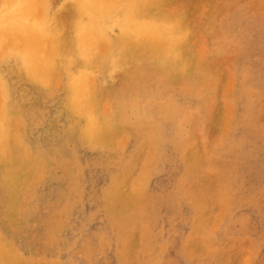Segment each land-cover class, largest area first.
<instances>
[{"label":"rangeland","instance_id":"rangeland-1","mask_svg":"<svg viewBox=\"0 0 264 264\" xmlns=\"http://www.w3.org/2000/svg\"><path fill=\"white\" fill-rule=\"evenodd\" d=\"M228 4L216 24L217 34L202 39V42L197 45L191 42L185 46L186 50L189 48V51L185 52L186 55L198 58L195 59L194 65L198 66L199 64L202 69L193 81L198 91L203 87L201 92L193 89H176L169 83L168 85L167 80L162 76L159 77L162 79H160L161 82L148 81V83L139 85V88L136 87L138 84L134 86L131 83L132 79L125 81L122 80L123 78L118 80L115 77L107 76L108 79L106 78L103 84V96L100 98L90 96L94 103V110L103 114L104 118H111L119 126V130L114 133V136L117 137H114L115 144L111 143L106 147L89 144L87 137L75 126L76 120L69 117L63 107L65 93L62 90L54 91V93L30 90L28 99L23 100L19 105L21 113L18 122L12 120V133H16L17 136L14 144L18 145L17 141H19V144L26 149V161L39 170L31 179L32 186L29 190L33 192L28 190L23 194L15 212L18 218L14 220L11 213L8 216L2 214L1 184L3 175L0 168V219L2 218L0 220V264H197V262L198 264H264V0L258 2L232 0ZM168 11L176 13L174 7H168ZM223 16L225 20L222 18ZM150 43L153 44L151 47L156 50L167 49L170 51L174 49V46L168 42L154 40ZM166 43L168 44L164 45ZM161 44L164 47H160ZM212 44L215 45V48ZM217 47L220 49H216ZM201 59H204V63L201 62ZM209 63L215 64V66H209ZM161 85L163 87H160ZM226 89L227 91H225ZM210 98L214 100H210ZM163 100L167 105L163 104ZM149 101L153 102L149 104ZM249 103L251 104L249 105ZM105 104L110 105L109 110ZM198 105L200 109L197 108ZM35 106L38 108L36 109ZM145 107L150 108L151 111ZM159 108L160 110H158ZM212 108L217 112V121L212 129H208L206 120ZM181 109L186 112H182ZM153 110L156 111L152 112ZM114 112L119 113L115 115ZM160 112L162 114L166 112V115H162ZM152 113L155 114L152 115ZM167 115L169 117H165ZM161 118L163 119L161 120ZM39 120L42 121L39 122ZM46 121H48V125ZM134 123L137 125L135 126ZM235 127L237 129H234ZM259 129L262 130L259 131ZM29 131H31L30 134ZM27 136L28 138H26ZM122 138L128 141H125L124 144ZM126 152L128 153L126 154ZM189 153L199 157L198 167L194 170L189 166L187 157ZM72 156L74 158H71ZM149 156L151 157L149 158ZM116 160L120 162L118 163ZM143 161H146V164ZM74 164L79 167L76 168ZM211 167L216 169L213 170ZM78 169L80 170L78 171ZM167 172L170 174L168 175ZM75 174L77 175L75 176ZM183 177L185 180L182 179ZM136 180H140L144 184L140 181H137L139 184H136ZM222 184L224 186H221ZM122 186L128 188L135 199L127 219L114 216L109 206L111 197L122 193L123 189L120 188ZM217 189L219 190L217 191ZM103 192H105L104 195ZM27 195L28 199H26ZM73 198L76 203L72 201ZM97 210L100 213H97ZM144 214L146 215L144 216ZM59 218H61L60 221H58ZM2 227L7 229L4 230ZM144 230L146 231L144 232ZM256 238H260V241ZM114 243L116 244L114 245ZM97 246L99 247L97 248ZM116 247L117 249H115ZM16 251L18 252L16 253ZM82 259L84 260L82 261Z\"/></svg>","mask_w":264,"mask_h":264},{"label":"bare ground","instance_id":"bare-ground-1","mask_svg":"<svg viewBox=\"0 0 264 264\" xmlns=\"http://www.w3.org/2000/svg\"><path fill=\"white\" fill-rule=\"evenodd\" d=\"M232 0H0V168L2 179V214L15 215L20 199L31 186L39 168L26 161L27 151L14 144L12 122H18L20 103L28 99L30 90L53 92L62 90V104L75 126L87 137L89 144L106 147L115 144L114 133L119 126L94 110L90 96H103L107 76L130 80L136 86L148 81H160L162 76L176 89H193V81L202 71L194 65L193 55H186L188 43L199 44L202 39L217 34V22ZM254 1L259 0H238ZM243 4V3H242ZM240 5V4H239ZM244 5V4H243ZM245 6V5H244ZM174 7L176 13L168 11ZM237 8V7H236ZM244 9V8H243ZM241 9V10H243ZM237 10V9H236ZM240 11V10H239ZM238 11V12H239ZM237 12V11H236ZM241 12V11H240ZM245 12V11H244ZM243 12V13H244ZM227 14V13H226ZM232 14V13H231ZM252 14V13H251ZM245 15V14H243ZM254 15V14H253ZM233 16V15H232ZM242 16V15H241ZM224 19V16L222 17ZM226 18V17H225ZM258 18V17H257ZM225 20V19H224ZM223 20V21H224ZM229 20V19H228ZM262 20V19H261ZM222 21V20H221ZM225 22V21H224ZM219 28V27H218ZM238 28V27H237ZM255 28V27H254ZM164 41L174 49H154L150 41ZM212 40V39H211ZM213 41V40H212ZM215 41V40H214ZM211 42V41H210ZM218 42V40H217ZM215 42V43H217ZM168 43L164 44L167 45ZM218 44V43H217ZM222 44V42H221ZM226 44V43H225ZM213 45V44H212ZM219 45V44H218ZM216 45V46H218ZM156 46V45H155ZM154 46V47H155ZM158 46V45H157ZM160 47H164L159 45ZM215 48V45H213ZM166 47V46H165ZM201 47V46H200ZM235 47V46H234ZM4 50L2 51V49ZM208 48V47H207ZM191 49V48H190ZM218 49V47L216 48ZM220 49V48H219ZM218 49V50H219ZM236 49V48H235ZM234 49V50H235ZM186 50V51H185ZM199 51H201L198 48ZM214 50V49H213ZM212 50V51H213ZM207 51V50H206ZM207 53V52H206ZM212 53V52H211ZM217 53V52H216ZM241 53V52H240ZM242 54V53H241ZM244 54V52H243ZM234 59V58H233ZM203 60V61H202ZM199 61V60H198ZM232 61V60H231ZM230 61V62H231ZM204 63V59H201ZM208 64V63H206ZM210 64V63H209ZM231 64V63H230ZM209 66L214 67L215 64ZM232 67V66H231ZM233 72V71H232ZM231 74V73H230ZM233 74V73H232ZM240 75V73H238ZM264 74V73H263ZM242 76V75H241ZM249 76V75H248ZM234 77V74H233ZM246 77V76H244ZM159 78V79H158ZM241 78V77H240ZM239 78V79H240ZM108 79V78H107ZM158 79V80H157ZM162 80V79H161ZM252 80V78H251ZM264 80V78H263ZM63 81V83H61ZM111 81V80H110ZM122 81V82H125ZM237 81V80H236ZM241 81V80H240ZM129 82V81H128ZM161 82V81H160ZM228 82V80H227ZM242 82V81H241ZM163 83V82H162ZM208 83V82H207ZM229 83V82H228ZM235 83V82H234ZM168 84V85H169ZM243 84V83H242ZM130 85V84H128ZM163 85V84H162ZM160 87H163V86ZM198 85V83H197ZM214 85V84H213ZM228 85V84H227ZM127 86V84H126ZM132 86V85H130ZM129 86V88H130ZM199 86V85H198ZM208 86V85H207ZM233 86V85H232ZM244 86V84H243ZM242 86V88H243ZM133 87V86H132ZM135 89L137 90V88ZM206 87V85H205ZM249 87V86H247ZM147 88V87H146ZM167 88V87H166ZM171 88V87H168ZM209 88V87H208ZM211 88V87H210ZM214 88V87H212ZM233 88V87H232ZM237 88V87H236ZM234 88V89H236ZM127 89V88H126ZM164 89V88H163ZM215 89V88H214ZM213 89V90H214ZM247 89V88H245ZM119 90V89H118ZM201 90V89H200ZM199 90V91H200ZM203 90V87H202ZM201 90V91H202ZM211 90V89H209ZM207 90V91H209ZM243 90V89H242ZM121 91H123L121 89ZM198 91V92H199ZM200 91V92H201ZM227 91V89L225 90ZM39 92V91H38ZM163 92V91H162ZM197 92V93H198ZM52 93V95H53ZM120 94V92L118 91ZM161 93V91H160ZM165 93V92H163ZM174 93V92H172ZM189 93V92H188ZM186 93V94H188ZM245 93V92H244ZM243 93V94H244ZM59 94V93H58ZM185 94V93H182ZM203 94V93H201ZM206 94V93H205ZM47 95V94H46ZM159 95V94H158ZM208 95V94H206ZM115 96V94H114ZM113 96V98H114ZM120 96V95H119ZM122 96V95H121ZM160 96V95H159ZM157 96V97H159ZM199 96V94H198ZM240 96V95H239ZM249 96V95H248ZM35 97H37L35 95ZM57 97V96H56ZM63 97V96H62ZM201 97V96H200ZM199 97V98H200ZM245 97V96H244ZM254 97V96H253ZM260 97V96H259ZM50 98V97H49ZM119 98V97H118ZM198 98V99H199ZM238 98V97H237ZM247 98V97H246ZM258 98V97H257ZM40 99V97H39ZM159 99V98H158ZM166 99V96H165ZM168 99V98H167ZM233 99V98H232ZM250 99V98H248ZM55 100V99H54ZM170 100V97H169ZM197 100V99H196ZM200 100V99H199ZM210 100H214L210 98ZM235 100V99H233ZM247 100V99H246ZM252 100V99H251ZM250 100V101H251ZM38 101V100H37ZM56 101V100H55ZM28 102V101H27ZM31 102V101H30ZM29 102V103H30ZM49 102V101H48ZM106 102V101H105ZM123 102V101H122ZM140 102V101H139ZM147 102V101H146ZM151 104L153 101H149ZM164 102V100H163ZM168 102V101H167ZM171 102V101H170ZM196 102V101H195ZM199 102V101H197ZM233 102V101H232ZM237 102V101H235ZM246 102V101H245ZM24 103V102H23ZM44 103V102H43ZM51 103H53L51 101ZM115 103V102H113ZM120 103V102H119ZM126 103V102H125ZM159 103V102H158ZM173 103V102H172ZM231 103V102H230ZM60 104V102H59ZM108 104V103H107ZM107 104H105L107 106ZM112 104V103H111ZM116 104V103H115ZM122 104V103H121ZM148 104V103H147ZM164 105L165 102L163 103ZM202 104V103H201ZM204 104V102H203ZM203 104L201 106H203ZM251 103H249L250 105ZM104 105V107H105ZM134 105V104H133ZM146 105V103H145ZM161 105V104H160ZM170 105V104H169ZM187 105V104H186ZM197 105V104H196ZM226 105V104H224ZM233 105V104H232ZM238 105V104H237ZM108 105V110H109ZM114 106V105H113ZM117 106V104H116ZM147 106V105H146ZM150 106V105H149ZM182 106V105H181ZM193 106V105H192ZM205 106V104H204ZM234 106V105H233ZM252 106V105H251ZM36 109L38 106H35ZM40 107V106H39ZM43 107V104H42ZM115 107V106H114ZM151 107V106H150ZM197 107V106H195ZM29 108V107H28ZM45 108V106H44ZM43 108V109H44ZM51 108V107H50ZM55 108V107H54ZM96 108V105H95ZM148 109V107H145ZM170 108V107H169ZM199 105H198V107ZM204 108V107H203ZM252 108V107H251ZM34 109V108H33ZM42 109V108H41ZM120 109V108H118ZM126 109V108H125ZM236 109V108H235ZM243 109V108H242ZM241 109V110H242ZM257 109V108H256ZM45 110V109H44ZM49 110V109H48ZM54 110V109H53ZM52 110V112H53ZM104 110V109H103ZM102 110V111H103ZM113 110V108H112ZM142 110V109H141ZM146 110V109H145ZM149 111L150 108L148 109ZM157 110V108H156ZM155 110V111H156ZM160 110V108L158 109ZM186 110V109H185ZM246 110V109H245ZM248 110V108H247ZM37 111V110H36ZM47 111V110H46ZM45 111V112H46ZM50 111V110H49ZM60 111V110H58ZM63 111V110H62ZM111 111V107H110ZM119 111V110H118ZM121 111V110H120ZM119 111V112H120ZM154 110L152 112H155ZM171 111V109H170ZM182 112H186L181 109ZM204 111V109H203ZM226 111V110H225ZM244 111V109H243ZM27 112V110H26ZM25 112V113H26ZM31 112V111H30ZM117 112V113H119ZM141 112V111H137ZM146 112V111H145ZM148 112V111H147ZM146 112V113H147ZM162 112V111H161ZM160 112V113H161ZM180 112V110H179ZM197 112V111H196ZM237 112V111H236ZM235 112V113H236ZM242 112V111H241ZM256 112V110H255ZM24 113V114H25ZM33 113V112H32ZM37 113V112H34ZM43 113V112H42ZM104 113V112H103ZM106 113V111H105ZM111 113V112H110ZM115 113V112H114ZM115 113V115L117 114ZM125 113V112H123ZM142 113V112H141ZM157 113V112H156ZM199 113V112H198ZM230 113V112H229ZM232 113V112H231ZM243 113V112H242ZM252 113V112H251ZM65 113V117L67 116ZM155 113H152V115ZM162 114V113H161ZM160 114V115H161ZM166 115V112L163 113ZM162 114V115H163ZM176 114V111H175ZM184 114V113H183ZM42 115V114H41ZM59 115V114H57ZM61 115V114H60ZM59 115V116H60ZM111 115V114H110ZM120 115V114H119ZM149 115V114H148ZM151 115V116H152ZM157 115V114H156ZM158 115V116H160ZM170 115V113H169ZM188 115V114H187ZM192 115V114H191ZM232 115V114H231ZM240 115V114H238ZM243 115V114H242ZM22 116V115H21ZM122 116V115H120ZM124 116V115H123ZM130 116V115H129ZM132 116V115H131ZM175 116V115H174ZM200 116V115H199ZM27 117V116H26ZM33 116L31 115V118ZM44 117V115H43ZM50 117V116H49ZM47 117V118H49ZM58 117V116H57ZM155 117V116H154ZM165 117H169L168 115ZM190 117V114H189ZM226 117V116H225ZM243 117V116H242ZM251 117V116H250ZM22 118V117H21ZM30 118V119H31ZM39 118V115H38ZM56 118V115H55ZM59 118V117H58ZM118 118V117H117ZM128 118V117H125ZM132 118V117H131ZM135 120V116L133 117ZM142 118V117H141ZM140 118V119H141ZM144 118V117H143ZM182 118V117H181ZM227 118V117H226ZM239 118V117H238ZM67 119V118H66ZM65 119V120H66ZM152 119V118H151ZM163 118H161L162 120ZM242 119V118H241ZM249 119V118H248ZM13 120V121H12ZM23 120V119H22ZM44 120V119H43ZM55 120V119H54ZM122 120V119H121ZM127 120V119H126ZM133 120V119H132ZM139 120V119H138ZM137 120V121H138ZM145 120V119H144ZM240 120V119H239ZM42 121V120H41ZM39 120V122H41ZM56 121V120H55ZM117 121V120H116ZM120 121V120H119ZM136 121V120H135ZM148 121V120H147ZM146 121V122H147ZM152 121V120H151ZM167 121V120H165ZM181 121V120H180ZM207 128L217 121L212 108ZM48 121H46L47 123ZM132 122V121H129ZM140 122V121H139ZM197 122V121H196ZM248 123V121H246ZM21 123V122H20ZM61 124V122H59ZM58 123V124H59ZM74 123V122H73ZM126 123V122H124ZM123 123V124H124ZM136 123V122H135ZM134 123V125H135ZM138 123V122H137ZM152 123V122H151ZM15 124V123H14ZM57 124V125H58ZM70 124V123H69ZM128 124V122H127ZM181 124V123H180ZM197 124V123H196ZM230 124V123H229ZM249 124V123H248ZM44 125V124H43ZM42 125V126H43ZM48 125V123H47ZM68 125V124H67ZM130 125V124H129ZM137 125V124H136ZM135 125V126H136ZM142 125V124H141ZM140 125V128H141ZM148 125V124H147ZM158 125V124H157ZM232 125V124H230ZM245 125V124H244ZM50 126V125H49ZM74 126V127H75ZM139 126V125H138ZM235 126V125H234ZM157 126H155L156 128ZM180 127V126H179ZM184 127V126H183ZM197 127V126H196ZM249 127V126H248ZM261 127V126H260ZM26 128V127H25ZM57 128V127H56ZM63 128V126H62ZM76 128V131H77ZM139 128V127H138ZM139 128V129H140ZM182 128V127H180ZM22 129V128H21ZM31 129V128H30ZM67 129V128H66ZM72 129V128H71ZM70 129V130H71ZM137 129V127H136ZM133 129V130H136ZM158 129V128H156ZM234 129H237L235 127ZM255 129V128H254ZM264 129V126H263ZM60 130V129H59ZM180 130V129H179ZM199 130V129H198ZM250 130V129H249ZM262 130V129H261ZM259 129V131H261ZM51 131V130H50ZM63 131V130H62ZM69 131V130H68ZM154 131V130H153ZM201 131V130H200ZM31 131H29L30 134ZM48 132V131H47ZM73 132V131H72ZM229 132V131H228ZM252 132V131H251ZM57 133V132H56ZM62 133V132H61ZM80 133V132H79ZM153 133V132H152ZM151 133V135H152ZM178 133V132H177ZM200 133V132H199ZM227 133V132H226ZM261 133V132H260ZM259 133V134H260ZM264 133V132H263ZM25 134V132H24ZM63 134V133H62ZM74 134V133H73ZM176 134V133H175ZM183 134V133H182ZM181 134V135H182ZM39 135V132H38ZM149 135V134H148ZM226 135V134H225ZM243 135V133H242ZM251 135V134H250ZM255 135V134H254ZM257 135V133H256ZM32 136V135H31ZM79 136H81L79 134ZM125 136V135H123ZM264 136V134H263ZM22 137V136H21ZM68 137V136H67ZM72 137V136H71ZM129 137V136H127ZM153 137V136H152ZM170 137H172L170 135ZM222 137V136H221ZM28 138V136L26 137ZM38 138V137H37ZM43 138V137H42ZM117 138V137H115ZM166 138V137H165ZM234 138V137H233ZM240 138V137H239ZM258 138V137H257ZM262 138V137H261ZM22 139V138H21ZM45 139V138H44ZM53 139V138H52ZM66 139V138H65ZM124 140V138H122ZM129 139V138H126ZM242 139V138H241ZM249 139V138H248ZM259 139V138H258ZM24 140V139H23ZM43 140V139H42ZM118 140V139H117ZM165 140V139H163ZM162 140V141H163ZM203 140V138H202ZM232 140V139H231ZM235 140V138H234ZM256 140V139H255ZM119 141V140H118ZM125 141L124 140V144ZM157 141V140H156ZM155 141V142H156ZM167 141V140H166ZM173 141V140H172ZM252 141V140H251ZM260 141V139H259ZM21 142V141H20ZM26 142V141H25ZM117 142V141H116ZM122 142V141H121ZM122 142V143H123ZM174 142V141H173ZM219 142V139H218ZM223 142V141H222ZM255 142V141H254ZM33 143V142H32ZM78 143V142H77ZM135 143V142H134ZM220 143V142H219ZM29 144V143H27ZM35 144V143H34ZM46 144V143H45ZM66 144V142H65ZM71 144V143H70ZM82 144V143H79ZM123 144V145H124ZM129 144V143H128ZM132 144V143H131ZM170 144V143H169ZM229 144V143H228ZM254 144V143H253ZM69 145V144H68ZM72 145V144H71ZM84 145V144H83ZM82 145V146H83ZM127 145V144H126ZM136 146V145H135ZM220 146V145H219ZM237 146V145H236ZM240 146V145H239ZM35 147V146H34ZM51 147V146H50ZM172 147V146H171ZM216 147V146H215ZM28 148V147H27ZM30 148V146H29ZM36 148V147H35ZM53 148V147H52ZM73 148V146H71ZM89 148V147H88ZM95 148V147H94ZM93 148V149H94ZM123 148V147H122ZM149 148V147H148ZM237 148V147H236ZM131 149V148H130ZM129 149V150H130ZM31 150V149H30ZM34 150V148H33ZM182 150V149H181ZM92 151V150H91ZM100 151V150H99ZM124 151V150H122ZM135 151V150H134ZM35 152V151H34ZM55 152V151H54ZM108 152V151H107ZM176 152V151H174ZM38 153V152H37ZM128 152H126L127 154ZM131 151L129 152V154ZM230 153V152H229ZM40 154V153H38ZM54 154V153H53ZM103 154V153H102ZM128 154V155H129ZM81 155V154H80ZM110 155V154H109ZM42 156V155H38ZM57 156V155H56ZM132 156V155H131ZM100 157V156H99ZM145 157V156H144ZM151 156H149L150 158ZM192 170L198 167L195 154H188ZM35 158V157H34ZM47 158V157H44ZM71 158H74L73 156ZM120 158V157H119ZM130 158V157H129ZM180 158V157H179ZM197 158V159H196ZM112 160V158H110ZM128 159V158H127ZM146 159V158H145ZM201 159V157H200ZM221 159V158H220ZM224 159V158H223ZM44 160V159H43ZM74 160V159H73ZM110 160V161H111ZM118 160V159H117ZM116 160V161H117ZM131 160V158H130ZM129 160V161H130ZM150 160V159H149ZM235 160V158H234ZM241 160V159H240ZM100 161V160H99ZM113 161V160H112ZM115 161V162H116ZM224 161V160H223ZM242 161V160H241ZM52 162V161H51ZM71 162V161H69ZM78 162V161H77ZM106 162V161H105ZM118 162V161H117ZM120 162V161H119ZM118 162V163H119ZM124 162V161H123ZM144 163L146 161H143ZM166 162V161H165ZM169 162V161H167ZM174 162V161H173ZM229 162V161H228ZM48 163V162H47ZM64 163V162H63ZM67 163V162H66ZM79 163V162H78ZM86 163V162H85ZM94 163V162H93ZM126 163V162H124ZM230 163V162H229ZM235 163V162H234ZM49 164V163H48ZM105 164V163H104ZM104 164H101L104 166ZM121 164H123L121 162ZM143 163L141 162V165ZM146 164V163H145ZM170 164V163H169ZM44 165V164H42ZM75 165V164H74ZM237 165V164H236ZM239 165V164H238ZM243 165V164H242ZM262 165V164H261ZM260 165V166H261ZM76 168L78 165H75ZM111 166V165H110ZM120 166V165H119ZM179 166V165H178ZM232 166V165H231ZM258 166V165H257ZM55 167V166H54ZM53 167V168H54ZM79 167V166H78ZM147 167V166H145ZM248 167V166H247ZM256 167V165H254ZM65 168V167H64ZM70 168V167H69ZM118 168V167H117ZM144 168V167H143ZM168 168V167H167ZM173 168V167H172ZM210 168V167H209ZM212 168V167H211ZM46 169V167H45ZM106 169V168H105ZM121 169V168H120ZM142 169V168H141ZM156 169V168H155ZM176 169V168H175ZM213 169V168H212ZM216 169V168H214ZM213 169V170H214ZM218 169V168H217ZM228 169V168H227ZM233 169H235L233 167ZM237 169V167H236ZM251 169V168H250ZM254 169V168H253ZM55 170V169H54ZM62 170V169H61ZM64 170V169H63ZM66 170V169H65ZM68 170V168H67ZM80 169H78L79 171ZM143 170V169H142ZM146 170V169H145ZM168 170V169H167ZM171 170V169H169ZM208 170V169H207ZM211 170V169H210ZM211 170V171H213ZM45 171V170H44ZM184 171V170H183ZM230 171V170H229ZM54 172V171H53ZM67 172V171H66ZM76 172V171H75ZM117 172V170H116ZM122 172V171H119ZM173 172V171H172ZM231 172V171H230ZM168 173V172H167ZM223 173V171H222ZM42 174V172H41ZM45 174V173H44ZM69 174V173H67ZM170 173H168L169 175ZM47 175V174H45ZM77 174H75L76 176ZM115 175V174H114ZM113 175V176H114ZM181 175V174H180ZM223 175V174H222ZM44 176V175H43ZM69 176V175H68ZM148 176V174H147ZM241 176V175H240ZM67 177V176H66ZM165 177V176H164ZM180 177V176H179ZM189 177V176H188ZM36 178V177H35ZM45 178V177H44ZM79 178V177H78ZM135 178V177H134ZM150 178V177H149ZM183 177L182 179H184ZM40 179V178H39ZM64 179V178H63ZM70 179V178H69ZM191 179V178H190ZM224 179V177H223ZM244 179V178H243ZM114 180V179H113ZM178 180V179H177ZM181 180V178H180ZM185 180V179H184ZM189 180V179H188ZM1 181V180H0ZM66 181V180H65ZM111 181V180H110ZM140 180H136V184ZM183 181V180H182ZM41 182V181H40ZM144 182V181H143ZM187 182V180H186ZM35 183V182H34ZM39 183V182H38ZM61 183V182H59ZM66 183V182H65ZM73 183V182H72ZM112 183V182H111ZM115 183V182H114ZM142 183V181H140ZM149 183V182H148ZM147 183V184H148ZM37 184V183H36ZM45 184V183H44ZM47 184V183H46ZM68 184V183H67ZM106 184V183H105ZM109 184V183H108ZM133 183V185H136ZM139 184V183H138ZM144 184V183H142ZM141 184V187L143 186ZM176 184V181H175ZM183 184V183H181ZM189 184V183H188ZM233 184V183H232ZM35 186V185H34ZM41 186V185H40ZM58 186V185H57ZM109 186V185H108ZM221 186H224L223 184ZM228 186V185H227ZM231 186V185H230ZM48 187V186H47ZM59 187V186H58ZM140 187V186H139ZM158 187V186H157ZM181 187V186H180ZM179 187V188H180ZM66 188V187H65ZM107 188V187H106ZM120 195L111 197L110 210L114 216L127 219L135 199L124 186ZM133 188V187H131ZM136 188V187H134ZM244 188V187H243ZM1 189V188H0ZM61 190V189H60ZM139 190V189H138ZM219 189H217L218 191ZM32 191V190H29ZM47 191V190H46ZM68 191V190H67ZM92 191V190H91ZM109 191V190H108ZM181 191V190H180ZM224 191V190H222ZM238 191V190H237ZM259 191V190H257ZM262 191V190H260ZM33 192V191H32ZM64 192V191H63ZM69 192V191H68ZM107 194V191H105ZM103 192V195L104 193ZM177 192V189H176ZM229 192V191H228ZM242 192V191H241ZM255 192V191H253ZM37 193V192H36ZM39 193V192H38ZM77 193V192H75ZM95 193V191H93ZM220 191L218 192V194ZM222 193V192H221ZM232 193V192H231ZM257 193V192H256ZM260 193V192H259ZM29 194V193H27ZM35 194V193H34ZM33 194V196H34ZM144 194V193H143ZM184 194V193H183ZM226 194V193H225ZM229 194V193H228ZM252 194V193H251ZM249 194V195H251ZM37 195V194H36ZM43 195V194H42ZM62 195V194H61ZM151 195V194H150ZM220 195V194H219ZM227 195V194H226ZM233 195V194H232ZM247 195V194H245ZM152 196V195H151ZM162 196V195H160ZM32 197V196H31ZM36 197V196H34ZM57 197V196H56ZM61 197V196H60ZM65 198V196H63ZM154 197V195L152 196ZM230 197V196H228ZM227 197V198H228ZM238 197V196H237ZM248 197V196H247ZM252 197V196H251ZM30 198V197H29ZM59 198V197H58ZM62 198V197H61ZM67 198V197H66ZM103 198V197H102ZM222 198V197H221ZM233 198V197H232ZM236 198V197H235ZM256 198V197H255ZM28 199V195L27 198ZM32 199V198H31ZM31 199H29L31 201ZM158 199V198H157ZM245 199V198H244ZM247 199V198H246ZM28 200V201H29ZM46 200V199H44ZM82 200V199H80ZM152 200V199H151ZM155 200V199H154ZM189 200V199H188ZM221 200V199H220ZM223 200V199H222ZM221 200V201H222ZM226 200V199H225ZM26 201V200H25ZM49 201V200H48ZM58 202V200H56ZM69 201V199H68ZM75 202V199L73 200ZM153 201V200H152ZM179 201V200H178ZM177 201V202H178ZM241 201V200H240ZM252 201V200H250ZM45 202V201H44ZM50 202V201H49ZM56 202V203H57ZM91 202V201H90ZM189 202V201H188ZM220 202V201H219ZM236 202V201H234ZM68 203V202H67ZM76 203V202H75ZM185 203V202H184ZM222 203V202H221ZM228 203V199H227ZM26 204V203H25ZM149 204V203H148ZM179 204V203H178ZM230 204V203H229ZM1 205V204H0ZM38 205V204H37ZM47 205V204H45ZM44 205V206H45ZM66 205V204H65ZM73 205V204H71ZM228 205V204H227ZM233 205V204H232ZM31 206V205H30ZM33 206V205H32ZM39 206V205H38ZM59 206V205H58ZM143 206V205H142ZM240 206V204H239ZM53 207V206H51ZM144 207V206H143ZM190 207V206H189ZM252 207V206H251ZM256 207V206H255ZM1 208V206H0ZM41 208V207H40ZM242 208V207H241ZM254 208V207H252ZM35 209V208H33ZM46 209V208H45ZM66 209V207H65ZM97 209V208H96ZM100 209V207H99ZM142 209V208H141ZM238 209V208H237ZM23 210V209H22ZM47 210V209H46ZM62 210V209H60ZM143 210V209H142ZM193 210V209H192ZM20 211V209H19ZM18 211V212H19ZM44 211V210H43ZM194 211V210H193ZM227 211V210H226ZM60 212V211H59ZM58 212V213H59ZM62 212V211H61ZM97 213L98 210L96 211ZM180 212V211H179ZM228 212V211H227ZM34 213V212H33ZM91 213V212H90ZM260 213V212H259ZM263 213V212H262ZM261 213V214H262ZM29 214V213H28ZM44 214V213H43ZM42 214V215H43ZM51 214V213H50ZM77 214V213H76ZM233 214V213H232ZM2 215V217H4ZM45 215V214H44ZM52 215V214H51ZM61 215V214H60ZM88 215V214H87ZM91 215V214H90ZM139 215V214H138ZM146 214H144L145 216ZM245 215V214H244ZM263 215V214H262ZM10 216V217H11ZM105 216V214H104ZM141 216V215H140ZM183 216V215H182ZM194 216V215H193ZM197 216V215H196ZM231 216V215H230ZM237 216V215H236ZM239 216V215H238ZM20 217V216H19ZM192 217V216H191ZM8 218V217H7ZM24 218V217H23ZM23 218H21L23 220ZM64 218V217H63ZM148 218V217H147ZM184 218V217H183ZM187 218V217H186ZM237 218V217H236ZM235 218V219H236ZM240 218V217H239ZM245 218V217H244ZM260 218V215H259ZM2 219V218H1ZM0 219V220H1ZM39 219V218H38ZM48 219V218H47ZM59 218L58 221H60ZM93 219V218H92ZM193 219V218H192ZM191 219V221H192ZM223 219V218H222ZM31 220V219H30ZM43 220V219H42ZM41 220V221H42ZM46 220V219H45ZM99 220V219H98ZM109 220V219H108ZM150 220V218H148ZM232 220V219H231ZM249 220V219H248ZM262 220V219H260ZM26 221V220H25ZM51 221V219H50ZM67 221V220H65ZM179 221V219H178ZM236 221V220H235ZM241 221V220H239ZM259 221V220H258ZM2 222V221H1ZM93 222V221H92ZM186 222V221H185ZM26 223V222H25ZM215 223V222H214ZM228 223V222H227ZM28 224V223H27ZM32 224V223H31ZM36 224V223H35ZM41 224V223H40ZM59 224V223H58ZM57 224V225H58ZM71 224V223H70ZM230 224V223H229ZM55 225V224H54ZM111 225V224H109ZM220 225V224H219ZM22 226V225H21ZM43 226V225H42ZM56 226V225H55ZM119 227V225H116ZM250 226V225H249ZM252 226V225H251ZM256 226V225H255ZM8 227V226H7ZM31 227V225H30ZM140 227V226H139ZM174 227V226H173ZM3 228V227H2ZM112 228V227H111ZM122 228V227H121ZM190 228V227H189ZM213 228V227H212ZM211 228V230H212ZM253 228V227H252ZM4 229V228H3ZM7 229V228H5ZM4 229V230H5ZM17 229V228H16ZM21 229V228H20ZM167 229V228H166ZM235 229V228H234ZM233 229V230H234ZM256 229V228H255ZM13 230V229H12ZM11 230V232H12ZM111 230V229H110ZM162 230V229H161ZM174 230V228H173ZM232 230V231H233ZM253 230V229H252ZM10 231V230H9ZM49 231V230H48ZM93 231V230H92ZM91 231V232H92ZM146 230H144L145 232ZM164 231V230H163ZM189 231H191L189 229ZM188 231V232H189ZM230 231V230H229ZM242 231V230H240ZM238 231V232H240ZM254 231V230H253ZM88 232V231H87ZM117 232V231H116ZM119 232V231H118ZM142 232V231H141ZM171 232V231H170ZM204 232V229H203ZM10 233V232H9ZM50 233V232H49ZM48 233V235H50ZM83 233V232H82ZM115 233V232H114ZM183 233V232H182ZM206 233V232H205ZM210 233V232H208ZM252 233V232H251ZM264 233V232H263ZM26 234V233H25ZM32 234V233H31ZM118 234V233H117ZM123 234V233H122ZM143 234V233H140ZM178 234V233H177ZM211 234V233H210ZM214 234V232H213ZM216 234V232H215ZM222 234V233H221ZM232 234V233H231ZM256 234V233H255ZM30 235V234H29ZM47 235V236H48ZM121 235V234H120ZM119 235V236H120ZM157 235V234H156ZM162 235V234H161ZM182 235V234H181ZM202 235V234H201ZM204 235V234H203ZM262 235V234H261ZM26 236V235H25ZM28 236V235H27ZM46 236V237H47ZM118 236V237H119ZM149 236V235H148ZM169 236V235H168ZM209 236V235H208ZM207 236V237H208ZM258 236V235H257ZM11 237V236H10ZM9 237V238H10ZM20 237V236H19ZM29 237V236H28ZM38 237V236H37ZM49 237V236H48ZM51 237V236H50ZM121 237V236H120ZM123 237V236H122ZM146 237V236H145ZM153 237V236H152ZM188 237V236H186ZM227 237V236H226ZM247 237V236H246ZM30 238V237H29ZM82 238V237H81ZM89 238V236H88ZM148 238V237H147ZM156 238V237H155ZM154 238V239H155ZM250 238V237H248ZM264 238V237H263ZM262 238V239H263ZM33 239V238H32ZM49 239V238H48ZM141 239V238H140ZM171 239V238H170ZM216 239V238H215ZM218 239V238H217ZM216 239V240H217ZM255 239V238H254ZM257 239V238H256ZM260 239V238H259ZM257 239V240H259ZM6 240V239H4ZM11 240V239H9ZM8 240V241H9ZM29 240V239H28ZM27 240V243H28ZM36 240V239H35ZM44 240V239H43ZM54 240V239H52ZM77 240V239H76ZM90 240V239H89ZM122 240V238H121ZM145 240V238H144ZM151 240V238H150ZM149 240V241H150ZM174 240V239H173ZM6 241V242H8ZM32 241V240H31ZM51 241V240H49ZM81 241V240H80ZM79 241V242H80ZM107 241V240H106ZM105 241V242H106ZM171 241V240H170ZM260 241V240H259ZM12 242V241H11ZM38 242V240H37ZM46 242V241H45ZM92 242V241H91ZM97 242V240H96ZM110 242V241H109ZM117 242H119L117 240ZM143 242V241H142ZM146 242V241H145ZM167 242V241H166ZM185 242V239H184ZM217 242V241H216ZM226 242V241H225ZM254 242V241H253ZM263 242V241H262ZM52 243V242H51ZM74 243V242H73ZM72 243V244H73ZM168 243V242H167ZM182 243V242H181ZM252 243V241H251ZM6 244V243H5ZM32 244V242H31ZM39 244V243H37ZM36 244V245H37ZM49 244V243H48ZM77 244V243H76ZM88 244V243H87ZM116 243H114L115 245ZM166 244V243H165ZM172 244V243H171ZM185 244V243H184ZM231 244V243H230ZM256 244V243H255ZM34 245V244H33ZM50 245V244H49ZM75 245V244H74ZM156 245V244H155ZM154 245V246H155ZM181 245V244H180ZM38 246V245H37ZM73 246V245H72ZM248 246V245H247ZM250 246V245H249ZM254 246V245H253ZM15 247V246H14ZM29 247V246H28ZM39 247V246H38ZM80 247V246H79ZM99 246H97L98 248ZM121 247V244H120ZM228 247V246H227ZM36 248V247H35ZM40 248V247H39ZM43 248V247H42ZM91 248V246H90ZM89 248V249H90ZM94 248V247H93ZM103 248V247H102ZM108 248V247H107ZM110 248V246H109ZM114 248V247H113ZM162 248V247H161ZM183 248V247H182ZM16 249V248H15ZM117 249V247L115 248ZM211 249V248H209ZM218 249V248H217ZM259 249V248H258ZM7 250V249H6ZM91 250V249H90ZM94 250V249H92ZM108 250V249H107ZM121 250V249H120ZM139 250V249H138ZM158 250V249H157ZM257 250V248H256ZM255 250V252H256ZM103 251V250H102ZM153 251V250H152ZM159 251V250H158ZM167 251V250H166ZM164 251V252H166ZM175 251V250H174ZM208 251V248H207ZM212 251V250H211ZM4 252V250H3ZM18 251H16L17 253ZM44 252V251H43ZM97 252V251H96ZM114 252V251H113ZM121 252V251H120ZM149 252V251H148ZM147 252V255H148ZM259 252V251H258ZM14 253V252H12ZM89 253H91L89 251ZM152 253V252H149ZM163 253V252H162ZM176 253V252H175ZM34 254V253H33ZM92 254V253H91ZM105 254V253H104ZM113 254V253H112ZM16 255V254H15ZM116 255V254H115ZM122 255V254H121ZM260 255V254H259ZM19 256V255H18ZM41 256V255H39ZM43 256V255H42ZM73 256V255H72ZM90 256V255H89ZM172 256V255H171ZM170 256V257H171ZM264 256V254H263ZM25 257V256H23ZM34 257V256H32ZM36 257V256H35ZM78 257V256H77ZM100 257V256H99ZM186 257V256H185ZM6 258V257H5ZM40 258V257H39ZM44 258V257H43ZM76 258V257H75ZM187 258V257H186ZM220 258V257H219ZM7 259V258H6ZM41 259V258H40ZM74 259V258H73ZM90 259V257H89ZM95 259V258H94ZM93 259V260H94ZM105 259V258H104ZM156 259V258H155ZM176 259V258H175ZM257 259V258H256ZM27 260V259H26ZM78 260V259H77ZM84 259H82L83 261ZM96 260V259H95ZM108 260V259H107ZM34 261V259H33ZM30 261V262H33ZM109 261V260H108ZM148 261V260H147ZM160 261V260H159ZM196 261V260H195ZM39 262V261H38ZM37 262V263H38ZM42 262V261H40ZM45 262V261H44ZM97 262V261H96ZM146 262V261H145ZM150 262V261H149ZM148 262V263H149ZM158 262V260H157ZM178 262V261H177ZM209 262V261H208ZM213 262V261H212ZM43 263V262H42ZM54 263V262H52ZM58 263V262H57ZM160 263V262H159ZM44 264V263H43ZM50 264V263H49ZM59 264V263H58ZM117 264V263H116ZM196 264V263H195ZM198 264V262H197ZM200 264V263H199ZM210 264V263H209ZM252 264V263H251Z\"/></svg>","mask_w":264,"mask_h":264}]
</instances>
